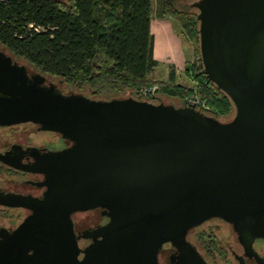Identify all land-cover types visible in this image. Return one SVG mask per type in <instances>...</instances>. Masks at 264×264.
<instances>
[{
  "label": "water",
  "instance_id": "95a60500",
  "mask_svg": "<svg viewBox=\"0 0 264 264\" xmlns=\"http://www.w3.org/2000/svg\"><path fill=\"white\" fill-rule=\"evenodd\" d=\"M195 5L204 72L232 99L230 121L195 105L93 99L36 86L3 100L7 122L42 123L77 140L54 156L67 197L52 210L61 212L54 219L64 220L67 232H73V209L113 206L111 222L92 233L104 239L81 261L75 250L74 263L57 250L58 261L65 259L59 264H160L167 242L182 246L172 263L208 264L184 239L212 218L232 224L246 253L264 264L253 248L256 238L264 240V0Z\"/></svg>",
  "mask_w": 264,
  "mask_h": 264
},
{
  "label": "flooded vegetation",
  "instance_id": "af4514ba",
  "mask_svg": "<svg viewBox=\"0 0 264 264\" xmlns=\"http://www.w3.org/2000/svg\"><path fill=\"white\" fill-rule=\"evenodd\" d=\"M5 48V49H4ZM23 68V69H22ZM24 82H23V81ZM64 78L50 74L38 68L24 58L0 44V261L2 264H33L38 260L41 264H59V262L74 263L70 256L76 250L78 260H83L85 250L96 242L104 239L103 235L92 234L100 227L111 222L113 206H90L73 209L70 219L73 232H67L65 221L54 219L60 215L52 208L60 206V200L65 202L61 190L64 174L59 171L61 164L54 156L70 149L77 144L75 137L62 131L44 128L45 124L33 121L7 122L6 114L2 113L3 100L13 98L20 87L36 86L39 90L53 89L60 95H77L81 93H66L61 83ZM14 92V93H13ZM66 203V202H65ZM64 206L65 204L62 203ZM221 220L232 229V235L225 244L220 246L224 253L231 255L227 264H258L250 257L243 244L239 241L233 225L221 218H212L191 228L185 235V241L196 247L199 254L208 264L209 236L202 228L210 221ZM208 231V230H207ZM108 238V235L105 237ZM234 238V239H233ZM166 247H171V255L182 252V246L167 242L158 253ZM254 250L264 256V240L256 238ZM63 250L67 258L58 261V251ZM36 251H40L37 256ZM57 256V257H56Z\"/></svg>",
  "mask_w": 264,
  "mask_h": 264
},
{
  "label": "trees",
  "instance_id": "16d2710c",
  "mask_svg": "<svg viewBox=\"0 0 264 264\" xmlns=\"http://www.w3.org/2000/svg\"><path fill=\"white\" fill-rule=\"evenodd\" d=\"M178 1L162 0L164 13L180 20L200 53L198 13L177 11ZM154 13V0H0V44L70 84L88 85L94 95L140 94L157 82L162 95L183 102L185 87L149 79L159 65L151 33ZM189 67L195 76L193 64ZM200 92L216 117L235 109L215 84H201Z\"/></svg>",
  "mask_w": 264,
  "mask_h": 264
},
{
  "label": "rangeland",
  "instance_id": "374dc122",
  "mask_svg": "<svg viewBox=\"0 0 264 264\" xmlns=\"http://www.w3.org/2000/svg\"><path fill=\"white\" fill-rule=\"evenodd\" d=\"M197 1L199 0H180L176 2L175 9L179 12H183V13L188 12V13H193L194 15H196L199 12L198 8L195 5ZM154 5H155V13L157 15L161 17H165V16L169 17L168 14L164 13L163 6H162V0H154ZM171 18L175 21L176 23L175 27L178 30V39H177L178 43L177 45H175L177 46L175 49L179 54L181 53V55H185L189 59L188 67L186 69V73H187L186 75L188 76V78L186 77L185 74H181L177 78L178 79L177 81H179L180 83L178 85H182L183 87H185L187 91L186 95H188L191 92L200 91V85L202 84L203 80H202V73H201V69H200L197 57L201 53L197 52V48L194 43L187 40L180 20L177 17H171ZM161 46H162V42L157 44V47H156L157 54L161 52V49H162ZM172 61H174L173 58H169L168 63H162V65L160 64L156 69H154L152 73L149 74V79L153 81H159L162 83H166V84L171 83V81L169 80V73L173 65L175 67V64ZM190 63L193 64L194 66L195 76H191L187 72L188 68H190L189 67ZM60 85L66 93L77 92V93L84 94L93 99H109L102 95H99V96L94 95V93H92V90L90 89L88 85L84 87L73 85V84L68 83L65 79H64V82L61 83ZM153 85H158V87L160 88V85L157 82H155L153 84L147 85L143 90H147L150 86H153ZM129 96H132V97H135L141 100H148L154 103L172 104L176 107H184V104H185L184 101L182 102L178 98H173V97H169L166 95H162L159 92V89L156 92L155 97L152 98L151 100L143 96L141 92L140 94H137L133 90L123 91L121 94H119L118 97H129ZM185 106H188V105H185ZM235 111L236 110L234 109L229 115L219 116V117H216V113H215L214 117L224 122L230 121L234 117ZM204 229H206V232H211V236L208 237L209 245L212 249V250H209V254H208L210 261L213 264H227V261L230 259L231 255H227L226 253H224V250H222L220 246L222 247V245L225 244L224 242H226L227 240L231 238L230 235H232V229L230 228L229 225H227L221 220H213V221L208 222L202 228V230ZM171 252H172L171 247H166L162 251L161 261L164 264L166 262H169V255L171 254Z\"/></svg>",
  "mask_w": 264,
  "mask_h": 264
},
{
  "label": "crops",
  "instance_id": "0c3cea01",
  "mask_svg": "<svg viewBox=\"0 0 264 264\" xmlns=\"http://www.w3.org/2000/svg\"><path fill=\"white\" fill-rule=\"evenodd\" d=\"M175 26L176 23L171 17H161L155 13L151 22V33L154 36L155 58L158 60L159 65H162V63H168L169 58H173L174 61L172 62L175 64V67L173 65L170 70L169 80L173 83L180 84L179 81H177V78L181 74H187L186 69L188 67L189 59L187 56L181 55V53L179 54L175 49L177 47L175 45L178 43V30ZM160 42H162V49L160 47L161 52L157 54L156 47ZM157 67H155V69ZM186 77L188 78L187 75Z\"/></svg>",
  "mask_w": 264,
  "mask_h": 264
},
{
  "label": "built area",
  "instance_id": "2783aa9c",
  "mask_svg": "<svg viewBox=\"0 0 264 264\" xmlns=\"http://www.w3.org/2000/svg\"><path fill=\"white\" fill-rule=\"evenodd\" d=\"M201 73H202V84H205L208 87H213V82L207 78V75L204 72L203 61L201 54L197 57ZM158 85L150 86L147 90H142L141 94L147 99L151 100L155 97L156 92L158 91ZM184 103L186 105H195L200 111L214 116L215 112L211 109L207 99H205L200 91H194L185 96Z\"/></svg>",
  "mask_w": 264,
  "mask_h": 264
}]
</instances>
